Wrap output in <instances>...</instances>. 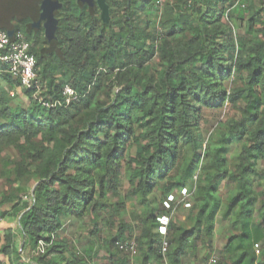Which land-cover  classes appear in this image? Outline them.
I'll use <instances>...</instances> for the list:
<instances>
[{
	"label": "trees",
	"instance_id": "trees-1",
	"mask_svg": "<svg viewBox=\"0 0 264 264\" xmlns=\"http://www.w3.org/2000/svg\"><path fill=\"white\" fill-rule=\"evenodd\" d=\"M53 1L52 45L30 27L40 0L25 1L32 19L9 15L38 88L0 61V222L18 223L0 234V264H93L59 232L108 208L122 175L139 233L118 228L114 242L135 240L139 264H182L198 248L206 262L218 219L228 233L217 264H264V0H106V21L97 5ZM184 187L186 220L172 217L162 236L163 203ZM121 252L109 264H132Z\"/></svg>",
	"mask_w": 264,
	"mask_h": 264
},
{
	"label": "rangeland",
	"instance_id": "rangeland-1",
	"mask_svg": "<svg viewBox=\"0 0 264 264\" xmlns=\"http://www.w3.org/2000/svg\"><path fill=\"white\" fill-rule=\"evenodd\" d=\"M208 135V131H202L203 139H206ZM13 154L14 151L9 150L6 153V156H12ZM30 186L31 184H28V188H30ZM7 187L6 181L0 178V196L1 192L7 190ZM107 203L108 208L100 211L97 216L90 213L81 219L74 217L65 219L63 222V229L59 232V235L67 237L72 245L75 246L76 250L81 254L90 255L93 264L110 263L108 260V253L117 249L118 243L121 242H117V240L114 242L118 237V228H123L125 237H137L139 233V223L137 220L139 210L136 208L133 201L128 200V183L125 175L121 176L117 194L110 193L107 197ZM122 207H124V210L118 213ZM188 212L189 211L180 206L176 209L173 219L185 221ZM17 227V219L5 218L0 222V234L3 233L5 228H9L14 233H17ZM227 233L225 222L218 219L212 237V243L215 246V249L225 241ZM19 242L20 238L18 237V246ZM113 242L114 246H112ZM202 253L203 250L198 248L197 255L190 257V259L196 264H199ZM120 254L122 259L127 258L130 262H133L137 258L139 259L141 256L140 254L137 256H130L126 251H122ZM1 259L3 263L7 264L6 258Z\"/></svg>",
	"mask_w": 264,
	"mask_h": 264
},
{
	"label": "built area",
	"instance_id": "built-area-1",
	"mask_svg": "<svg viewBox=\"0 0 264 264\" xmlns=\"http://www.w3.org/2000/svg\"><path fill=\"white\" fill-rule=\"evenodd\" d=\"M163 0H158L157 4L161 5ZM0 61L8 66L9 73L13 78L18 79L20 86L25 89L38 88L37 86V74L35 71L36 60L33 54L29 51V43L27 42L23 33L18 32L13 33L12 37H9L6 31L0 30ZM63 96L66 103L75 99V92L69 86L64 87ZM45 106H53L55 103L44 102L41 100ZM27 199V197H24ZM191 192L188 188L184 187L180 189L177 195H170L165 201L164 207L166 209L171 208V213L168 216H162L158 218L159 227L158 233L162 236L166 235V228L173 217L176 209L178 207H183L184 209L190 208ZM173 202L174 206L171 207L170 203ZM167 242L164 239L161 247L162 255H165L167 250ZM118 248L121 251H126L130 256H136L138 253V246L135 240L131 239L125 243L118 244ZM218 258L215 255H210L206 262L203 264H217Z\"/></svg>",
	"mask_w": 264,
	"mask_h": 264
},
{
	"label": "water",
	"instance_id": "water-1",
	"mask_svg": "<svg viewBox=\"0 0 264 264\" xmlns=\"http://www.w3.org/2000/svg\"><path fill=\"white\" fill-rule=\"evenodd\" d=\"M83 4H86L89 8H93L97 5L102 11V18L107 20V5L106 0H77ZM40 14L37 21L31 24V28H36L40 23L43 28L44 40L52 45L54 39V32L57 30V26L53 23L52 13L58 10L60 5L53 0H40ZM0 28H4L9 37L13 36L12 23L9 19L0 18Z\"/></svg>",
	"mask_w": 264,
	"mask_h": 264
},
{
	"label": "crops",
	"instance_id": "crops-1",
	"mask_svg": "<svg viewBox=\"0 0 264 264\" xmlns=\"http://www.w3.org/2000/svg\"><path fill=\"white\" fill-rule=\"evenodd\" d=\"M25 1L26 0H0V18L9 19V15H13L14 7H15V12H16L15 13L16 17L17 16L23 17L25 14V11H27L26 12L28 14L27 16H30L31 19L34 18V16H32V13L28 11L30 9L29 4H28V6H26ZM34 22H35L34 20L32 22H30V27H31V24H33ZM11 23L13 24L14 22L12 21ZM223 244H224V242H222V244L220 246H218L216 249L214 246L212 249V255L216 254L217 251L223 246ZM131 263L132 264H139L140 258L135 259ZM150 264H155V263L151 262ZM182 264H196V263L193 262L189 257H187L186 259H184L182 261ZM199 264H203V263H199Z\"/></svg>",
	"mask_w": 264,
	"mask_h": 264
}]
</instances>
